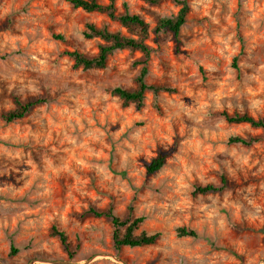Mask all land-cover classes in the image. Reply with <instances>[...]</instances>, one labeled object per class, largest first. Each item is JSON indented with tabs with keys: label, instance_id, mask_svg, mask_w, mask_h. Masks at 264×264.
<instances>
[{
	"label": "rangeland",
	"instance_id": "rangeland-1",
	"mask_svg": "<svg viewBox=\"0 0 264 264\" xmlns=\"http://www.w3.org/2000/svg\"><path fill=\"white\" fill-rule=\"evenodd\" d=\"M70 1L0 0V264H264V130L225 117L264 119V0H187L179 37L155 31L178 13L173 1L115 0L150 26L147 81L177 91L148 93L142 108L112 93L136 89L140 52L88 71L64 54L97 55L88 23L128 35ZM16 100L45 102L7 124ZM159 155L166 165L148 174ZM207 185L222 190L196 193ZM91 209L145 217L140 231L161 237L118 250L110 220Z\"/></svg>",
	"mask_w": 264,
	"mask_h": 264
},
{
	"label": "trees",
	"instance_id": "trees-1",
	"mask_svg": "<svg viewBox=\"0 0 264 264\" xmlns=\"http://www.w3.org/2000/svg\"><path fill=\"white\" fill-rule=\"evenodd\" d=\"M151 5H159L164 0H141ZM179 6V11L171 17H164L158 20L155 31L157 33L163 31L172 32L175 37H179L183 27L186 25L190 13V4L187 0H171ZM70 4L75 9H82L87 13H97L106 16L111 22L118 23L123 29L128 32L124 34L122 31H112L109 26H97L92 23L86 25L84 37L88 40L97 39L100 41L98 45V53L96 56H87L80 51H66L64 54L74 62L76 69L82 68L84 71L94 69H104L107 67L109 58L117 51L127 50L130 52H140L144 59L139 64L141 69L137 77V87L134 90H128L122 87L113 89V95L120 98L125 106L135 104L137 108H142L145 105L147 94L153 93L158 97L162 93L174 94L176 89L152 85L147 81L149 75V61L153 53V48L148 45L147 40L150 35L149 24L140 16L131 14L125 5L124 13H119L116 7L115 0H110L109 4H102L99 0H71ZM59 40H63V36H57ZM235 69H239L237 60L234 62ZM44 100H35L28 103H23L16 100L14 110L3 115V120L7 124H11L22 120L31 113L33 108L39 104H43ZM226 120L231 124H247L253 128L264 130V119H256L248 114H235L230 116L225 114ZM256 139L233 137L230 139L231 144H239L250 147ZM166 165V156L159 155L149 165H147L148 174H155ZM226 184V179H223ZM222 189L214 185L199 186L196 189L197 194H209L219 192ZM90 213L96 217H105L110 220L113 226V243L120 250L124 247H145L151 246L158 242L161 235L159 233L149 234L145 231H140L144 224L145 217H120L113 209L99 211L91 209ZM140 231V232H139ZM52 235L57 237L69 255H73L71 243L68 235L59 227L52 228ZM178 235L180 237H190L193 239L199 238V234L194 229L179 228ZM19 252L15 247L12 248V254Z\"/></svg>",
	"mask_w": 264,
	"mask_h": 264
}]
</instances>
